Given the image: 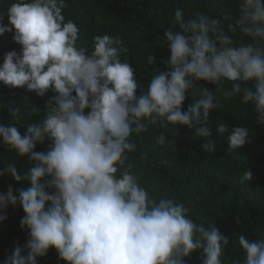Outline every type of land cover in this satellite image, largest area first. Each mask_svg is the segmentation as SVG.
Masks as SVG:
<instances>
[{
    "label": "clouds",
    "instance_id": "9594fccd",
    "mask_svg": "<svg viewBox=\"0 0 264 264\" xmlns=\"http://www.w3.org/2000/svg\"><path fill=\"white\" fill-rule=\"evenodd\" d=\"M67 7L66 0H13L7 25L0 13V35L14 30L13 39L22 46L19 54L5 53L0 84L41 97L56 93L25 135L15 123L0 125L8 151L35 162L22 175L15 162L0 170V176L10 173L17 182H30L18 196L11 188L0 194V221L7 218L8 205L19 202L25 212L20 226L30 236L27 255L17 246L3 264H37L50 248L68 264H184L200 249L202 264H223L228 238L212 222L196 223L183 203L151 196L126 161L137 150L133 134L156 123L196 127L200 110L207 120L210 110L221 108V98L251 104L264 124V0H239L238 18L227 31L220 20L204 14L185 20L177 9L169 22L179 30L165 32L166 70L153 72L139 95L135 69L121 59L128 53L124 40L95 35L91 51L80 46L79 27L62 14ZM237 31L239 43L233 40ZM147 63L155 65L157 57L148 56ZM199 80L215 84V90L196 86ZM189 92L199 98L182 111ZM12 116L19 120L20 110L12 109ZM218 131L228 133L231 150L250 142L245 127L220 123ZM196 134L210 132L199 127ZM45 139L52 141L49 150L34 151ZM165 144L161 133L153 150ZM251 179L245 170L241 182ZM238 244L246 255L232 264H264V239L249 242L240 236Z\"/></svg>",
    "mask_w": 264,
    "mask_h": 264
},
{
    "label": "trees",
    "instance_id": "16d2710c",
    "mask_svg": "<svg viewBox=\"0 0 264 264\" xmlns=\"http://www.w3.org/2000/svg\"><path fill=\"white\" fill-rule=\"evenodd\" d=\"M13 0H0V13H4L3 23L9 24L7 8ZM68 7L62 14L65 20L74 21L80 29V46L92 48L95 35L109 34L121 37L128 48L122 55L135 69L140 87L146 92L152 73L166 70L165 61L170 58L168 41L165 32L171 29L178 31L177 25L169 21L174 18L175 11L180 9L183 18L195 19L200 14L209 19L220 20L227 31V25L238 18L239 0H66ZM233 35L232 33H228ZM13 32L0 35V64L5 53L15 50L18 54L21 45L14 41ZM242 34L238 31L233 40L241 42ZM249 38L243 37L247 42ZM157 57L155 65H149L147 58ZM196 86L215 90L216 85L204 80L195 82ZM226 87H230L227 84ZM56 93L49 90L41 97L35 91L26 88H9L0 84V125L8 126L15 123L23 136L27 127L39 122L46 111V106ZM75 93L73 92V95ZM199 97L192 93L186 94L182 111L195 105ZM40 109L34 112L33 109ZM12 109L20 110L21 118L14 120ZM90 111L85 109V113ZM190 128L187 125L149 124L148 130L133 134L132 140L137 150L129 154L126 166L137 175L140 183L151 196L173 199L183 203L190 209L191 218L196 223L207 227L212 222L219 231L228 238L229 245L221 257L223 264H232L233 259L243 260L246 255L239 246L240 236L249 242L264 239V124L257 122L253 106L243 105L239 98L224 100L221 108L209 111L207 120ZM220 123L229 129L242 126L248 130L249 143L231 150L228 145V133L218 131ZM199 127H206L210 135L196 134ZM165 136L166 144L157 146V137ZM52 141L45 139L37 142L34 151L47 152ZM205 145L212 148L205 149ZM15 162L18 172L22 175L35 162L29 156L18 157L8 151L0 137V170L8 163ZM252 173V179L241 182L245 170ZM51 179V177H45ZM30 182L15 181L10 173L0 176V194H7L11 188L14 196L19 190H26ZM54 189H46L53 191ZM7 218L0 221V264L11 256L19 246L23 255H27L25 247L30 239L29 229L21 228L20 221L25 216L22 206L9 204L6 209ZM239 221V222H237ZM203 250H195L184 258V264H202ZM37 264H68L58 256L55 248H50L45 256L37 257Z\"/></svg>",
    "mask_w": 264,
    "mask_h": 264
}]
</instances>
